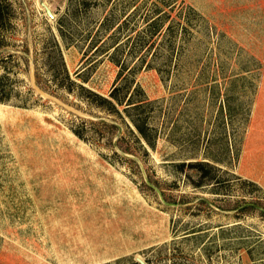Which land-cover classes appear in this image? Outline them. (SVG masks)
Instances as JSON below:
<instances>
[{
  "label": "rangeland",
  "instance_id": "1",
  "mask_svg": "<svg viewBox=\"0 0 264 264\" xmlns=\"http://www.w3.org/2000/svg\"><path fill=\"white\" fill-rule=\"evenodd\" d=\"M0 5V264H264V0Z\"/></svg>",
  "mask_w": 264,
  "mask_h": 264
},
{
  "label": "trees",
  "instance_id": "2",
  "mask_svg": "<svg viewBox=\"0 0 264 264\" xmlns=\"http://www.w3.org/2000/svg\"><path fill=\"white\" fill-rule=\"evenodd\" d=\"M3 6L0 5V26L3 27V25H5L6 23V16H4L3 14ZM148 15H146V20H148L149 18L147 17ZM150 21V20H149ZM147 26L150 28V37H149V40H147L144 44H147L148 42H150L151 44H154V39L157 38L158 36L161 35L162 33V29H161V26L158 25V21L156 19L150 21ZM145 45L141 46V47H144ZM151 46V45H150ZM37 74H36V83L39 84V80H37ZM117 87L114 88V90L111 92V98L112 100H117V97L116 94H117ZM8 94H6L4 92V85L2 83H0V101H6L8 99ZM103 102H106L108 104H112V100H109V99H104V98H100ZM135 126L137 127L138 131L140 134L144 135L145 136V132H144V126L143 124H139V121L138 122H135ZM207 164L204 163V162H197L196 163V166H206Z\"/></svg>",
  "mask_w": 264,
  "mask_h": 264
},
{
  "label": "crops",
  "instance_id": "3",
  "mask_svg": "<svg viewBox=\"0 0 264 264\" xmlns=\"http://www.w3.org/2000/svg\"><path fill=\"white\" fill-rule=\"evenodd\" d=\"M264 111H262V116H261V121L263 122L264 121Z\"/></svg>",
  "mask_w": 264,
  "mask_h": 264
},
{
  "label": "water",
  "instance_id": "4",
  "mask_svg": "<svg viewBox=\"0 0 264 264\" xmlns=\"http://www.w3.org/2000/svg\"><path fill=\"white\" fill-rule=\"evenodd\" d=\"M138 262L140 263V264H145L143 261H141L140 259H138Z\"/></svg>",
  "mask_w": 264,
  "mask_h": 264
}]
</instances>
